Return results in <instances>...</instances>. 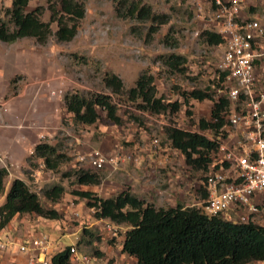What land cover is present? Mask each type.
Segmentation results:
<instances>
[{
	"label": "rangeland",
	"instance_id": "1",
	"mask_svg": "<svg viewBox=\"0 0 264 264\" xmlns=\"http://www.w3.org/2000/svg\"><path fill=\"white\" fill-rule=\"evenodd\" d=\"M11 1L0 0L3 21H8L6 10ZM75 1L83 3L85 16L71 41L58 42L52 36L45 45L30 38L12 44L0 42V113L24 104L29 90L30 100L40 101L38 106L33 103L36 113L44 116L40 120L39 132L43 135L39 143L58 145L68 157V162L61 164L55 172L46 170L39 160L33 158L34 168L26 163L22 175L6 176L5 192L17 176L39 196L41 205L46 210L55 211L58 218L31 214L15 216L0 229V237L18 242L33 229L36 233L48 235L53 244L59 241L60 244H54L55 249L63 250L75 244L82 230L87 228L97 230L104 237L100 241L92 240V244L81 245V252L88 257L96 256V252L101 254L90 264H136L133 258L122 252V242L129 228L122 226L114 239L102 234L100 228L93 225L95 209L89 207L91 201L74 192L88 191L97 198L109 199L129 190L156 209L176 205L198 208L203 200L204 179L210 169L186 165L182 154L166 138L165 129L174 127L202 134L200 121L210 120L211 100L189 99L184 102L182 94L200 90L218 98L217 66L224 48L207 44L205 32L219 33V26L213 12L198 0H126L128 5L139 3L149 7L154 14L168 18L167 23L149 37L148 21L117 17L119 0ZM255 5V10L264 14L263 4ZM38 7L42 8L40 19L48 22L50 13L45 0H31L27 11ZM51 29L54 32L56 24H51ZM172 55L185 59L181 67L183 72L172 70L165 64ZM143 73L153 76L157 97L163 98L165 103L179 104L177 111L152 114L138 108L140 99L130 100L127 92ZM106 74L120 78L122 94L115 95L105 87L103 79ZM71 91L109 96L117 108L121 124L115 125L107 120L103 111L99 112L100 118L93 125L73 123L63 105L64 95ZM45 103L51 104L52 110L46 112ZM29 112L31 119V109ZM24 121L13 125L8 120L3 123L0 120V128L31 129V122L28 120L24 124ZM94 152L107 159L114 158L116 163L107 162L96 169L86 161H79L81 156ZM76 170L98 174L99 185L78 186L74 176ZM53 186L64 188L56 201L43 196V191ZM4 197V194L0 195V205ZM51 253L54 254L55 250L52 249ZM19 255L5 250L0 253V264H13Z\"/></svg>",
	"mask_w": 264,
	"mask_h": 264
},
{
	"label": "trees",
	"instance_id": "2",
	"mask_svg": "<svg viewBox=\"0 0 264 264\" xmlns=\"http://www.w3.org/2000/svg\"><path fill=\"white\" fill-rule=\"evenodd\" d=\"M30 1H11L10 8L6 10L8 21L0 18V42L12 44L20 39L30 38L39 45H45L52 36L58 42H69L75 37L79 22L85 16L83 3L75 0H45L50 17L48 22H44L40 19L41 7L27 11ZM116 15L122 19L148 21L149 37L168 21L166 15H156L149 7L139 3L128 5L126 0L117 2ZM51 24H56L54 32ZM205 38L209 45L223 46L224 40L219 33L205 32ZM165 64L172 70L183 72L181 67L185 64V59L172 55L165 60ZM223 81L224 75L219 74L218 89ZM103 82L113 94H122L123 83L116 75L106 74ZM153 83L152 75L141 74L135 86L127 92L130 100L140 99L138 108L152 114L177 111L178 103H165L163 98L156 96L157 90ZM182 97L184 102L189 99L211 100L213 107L210 120L200 121L199 129L203 131L202 134L168 127L165 129L166 138L182 154L186 165L195 169H208L216 153L217 142L225 135L224 116L229 103L225 96L214 99L212 93L200 90L183 93ZM63 105L75 124H95L100 118V111L105 112V117L113 124H121L117 108L107 95H83L78 91H71L64 95ZM33 158L39 160L46 170L53 172L61 164L68 162V157L61 152L58 145L42 142L34 146L33 153L27 160L30 168L35 167ZM7 175V171L0 168V195L5 196L3 204L0 205V229L19 215L58 218L55 211L46 210L41 205L39 196L30 191L22 180L11 181L5 192L4 179ZM74 176L78 186H97L100 183L98 174L90 171L76 170ZM63 192L62 186H53L44 190L43 196L56 201ZM74 194L91 201L88 205L95 209L94 219H108L115 225L129 228L122 242V252L133 258L136 264H264V228L234 223L219 216L208 217L194 207L176 205L168 209H156L129 190L109 199L97 198L88 191ZM201 198H206L204 185ZM101 238L104 237L97 230L85 228L74 246L79 253L84 254L80 250L82 244H92V240L100 241ZM69 248L70 246L52 254L50 264H71ZM95 255L89 257L95 260L101 254L96 252Z\"/></svg>",
	"mask_w": 264,
	"mask_h": 264
},
{
	"label": "built area",
	"instance_id": "3",
	"mask_svg": "<svg viewBox=\"0 0 264 264\" xmlns=\"http://www.w3.org/2000/svg\"><path fill=\"white\" fill-rule=\"evenodd\" d=\"M198 1L213 12L224 40L217 66L224 81L217 92L229 103L225 135L217 142L203 184L206 198L198 209L208 217L264 228V14L255 10V3L264 6V0ZM79 161L96 169L116 163L97 152L81 156ZM93 225L112 239L122 230L108 219H94ZM9 240L0 237V253L15 251L25 264H50L52 248L60 251L55 249L59 241L54 246L48 235L35 230L18 242ZM69 260L71 264L91 262L74 245H70Z\"/></svg>",
	"mask_w": 264,
	"mask_h": 264
},
{
	"label": "crops",
	"instance_id": "4",
	"mask_svg": "<svg viewBox=\"0 0 264 264\" xmlns=\"http://www.w3.org/2000/svg\"><path fill=\"white\" fill-rule=\"evenodd\" d=\"M29 93L30 91L28 90L27 94H25V97L26 95L27 97L24 99V104H20V106L12 108L6 113H0L1 122L8 120L9 124L16 125L22 120H25L24 124H26V121L29 120L32 125L31 129H20L16 126H11L13 128L10 129L0 128V158L2 160L0 168L5 169L10 177L17 175V173L23 174L21 170L25 169L26 163L28 164L27 160L33 153L34 146L39 143V139L43 135L42 132H39V127L41 126L40 120L44 116L40 112L36 113L33 106V103L38 106L37 104L40 101L36 99L35 102H32ZM43 108L46 112L52 110V106L49 103L43 104ZM30 109L31 119H29ZM14 179L22 180L17 176ZM32 231L33 229L30 230V232ZM17 257L15 261L13 260V264H24V258L20 255Z\"/></svg>",
	"mask_w": 264,
	"mask_h": 264
},
{
	"label": "clouds",
	"instance_id": "5",
	"mask_svg": "<svg viewBox=\"0 0 264 264\" xmlns=\"http://www.w3.org/2000/svg\"><path fill=\"white\" fill-rule=\"evenodd\" d=\"M71 245H75V244H71ZM86 256H87V255H86ZM89 258H90V257H89ZM90 259L92 260V262H93V261H94V262L96 261V259H95V260H93L92 258H90Z\"/></svg>",
	"mask_w": 264,
	"mask_h": 264
}]
</instances>
